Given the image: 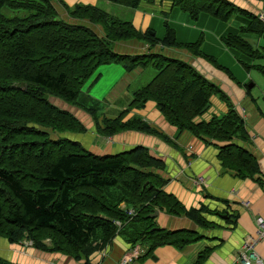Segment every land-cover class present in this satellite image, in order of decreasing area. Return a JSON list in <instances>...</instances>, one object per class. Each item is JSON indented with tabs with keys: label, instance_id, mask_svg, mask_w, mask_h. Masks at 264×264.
Segmentation results:
<instances>
[{
	"label": "trees",
	"instance_id": "16d2710c",
	"mask_svg": "<svg viewBox=\"0 0 264 264\" xmlns=\"http://www.w3.org/2000/svg\"><path fill=\"white\" fill-rule=\"evenodd\" d=\"M106 1L136 8L140 0ZM52 2L68 18L98 25L102 36L89 26L63 20ZM171 6L193 18L205 13L225 22L234 12L242 13L248 22L238 28L240 33L264 28L254 15L226 0H171ZM164 29L161 38L151 29L140 33L130 21L91 4L0 0V237L10 243L26 238L41 251L87 252L93 242L107 241L124 223L138 218L145 219L141 229L121 232L130 242L141 239L152 247L200 239L194 231L152 229L155 226L147 214L156 208L171 215L185 211L160 189L164 180L150 170L159 164L143 146L98 155L59 135L82 133L85 128L72 113L49 101V96L86 111L100 135L135 130L164 138L138 117L122 120L126 110L95 123V109L77 99L82 84L103 64H119L125 71L153 68L155 74L133 91L127 107L140 108L153 101L175 129L227 142L218 148L221 166L234 170L239 178L257 173L254 157L236 143L244 139L243 120L216 85L178 58L157 52L121 54L110 46L114 41L136 39L149 47H180L200 56L198 43L178 46L171 29ZM220 40L247 56L258 55L239 34L229 33ZM259 51L264 54V47ZM203 58L215 63L211 57ZM213 95L224 102L225 110L203 118ZM0 264L17 263L0 257Z\"/></svg>",
	"mask_w": 264,
	"mask_h": 264
},
{
	"label": "crops",
	"instance_id": "0c3cea01",
	"mask_svg": "<svg viewBox=\"0 0 264 264\" xmlns=\"http://www.w3.org/2000/svg\"><path fill=\"white\" fill-rule=\"evenodd\" d=\"M61 1L67 6L75 3L100 6L110 15L130 21L140 33L148 30L152 21L151 12L166 13L171 11L172 7L171 0H160L161 5L155 4V0H140L136 8L114 3L113 9L117 13H111L108 8L110 2L106 0ZM226 1L254 15L264 25V0ZM64 16L61 18H66L65 14ZM241 16L240 23L234 31L221 34L222 31L215 36L228 52L227 54L219 50L220 68L205 58L192 55L184 48L165 47L160 44L152 47L155 50L153 52L158 53L160 48H165L180 56L176 58L190 64L224 92L243 120L244 139L236 140V143L255 159L257 173L251 177L239 178L234 170L221 166L217 152L218 148L227 142L196 137L187 131H179L177 136L173 137L176 129L165 121L153 101H146L140 108L127 107L134 90L127 92L132 75L140 73L142 67L125 71L122 66L114 63L99 65L81 87V96L99 101L109 99L111 107L102 112L101 117L114 118L119 112L126 110L122 120L138 117L149 127L163 134L164 138L152 133L124 130L108 137L96 132L90 133L88 139L82 132L75 135L74 140L98 155L116 153L135 145L143 146L149 156L159 164L158 168L150 170L164 180L160 189L171 195L185 211V214L171 215L163 209L156 208L157 215L148 218L152 219L153 225L157 228L194 231L201 236L200 239L179 245L165 243L150 247L141 239L130 242L129 238L121 234V229L117 228L118 231L107 241L93 242L89 251L70 254L41 251L32 247L29 240L25 241L26 238L17 243H10L0 237V257L17 264H121V262L123 264H242L239 252L248 254L253 251L259 257L261 264H264V241H255L252 248H243L244 243L252 241L256 236L254 218L264 215V80H259L260 86L257 82V87L254 88L256 81L249 75V70L252 69L264 79V73L261 72L262 69L264 70V54L259 51L264 47V28H259L257 32L240 33L238 28L248 22L245 15L241 13ZM75 21V19L70 20V22ZM79 23L88 25L96 34L102 36L103 32L98 25L90 24L86 20ZM229 33L239 34L252 49L257 50L258 55L247 56L225 46L220 38ZM134 40L114 41L111 48L121 54H138L141 49L151 48L145 42ZM170 48L183 49L185 52ZM223 48L222 50H225ZM239 54L248 61L245 62L237 57ZM247 76L249 82L246 84ZM122 90L127 92L128 101L119 99L118 93ZM252 90L256 92L252 93ZM217 99L215 95L209 98V107L202 115L203 118L224 112V102ZM212 107L213 110L209 112ZM71 113L85 128L90 127L95 131L92 117L86 111L74 109ZM101 117L95 120L100 122ZM103 138L106 139L105 144ZM202 221L204 225L201 224ZM115 223L118 225V222ZM249 264L257 263L250 259Z\"/></svg>",
	"mask_w": 264,
	"mask_h": 264
},
{
	"label": "rangeland",
	"instance_id": "374dc122",
	"mask_svg": "<svg viewBox=\"0 0 264 264\" xmlns=\"http://www.w3.org/2000/svg\"><path fill=\"white\" fill-rule=\"evenodd\" d=\"M145 2H147V1H145ZM154 3L160 4V5L162 4L160 2V0H155ZM52 4L55 7L58 15L60 17L64 16L65 12H64L63 8L57 2H52ZM113 6H114V3L112 4L110 2L108 4L109 11L111 13H117L113 9ZM98 7H100V6H98ZM102 9L104 10V8H102ZM151 13H152V16H151L152 21H151L148 29H151V31H153L155 37L161 38L164 35V31H165L164 27L167 26L171 29L174 42L178 46H180L183 43H192V42L196 43V44L198 43L199 46L197 47V49L200 52V56L202 58H203V56H208V57L212 56V59L214 60L215 64H218V65H219L218 59L221 57V53L219 52V50L224 52V53H227V54H228V52L226 51V48H223L220 45V43L217 41V38L215 36L218 35L219 33H221L222 31L223 32L221 34L229 32V31H234L237 28V25L240 23L239 20L242 18V16L237 12H234L232 14V16H230V18L227 20L226 23L219 21V20H216V19L210 17L209 15H207L205 13H199V15L196 18H193L190 16V14L188 12L180 10L177 6H172L171 11H167L166 13H159L157 11H154ZM62 19L65 21H68V22H70V20H72L71 18H68L67 16H66V18H62ZM81 21H84V20H81ZM72 23H79V21L76 20L75 22H72ZM81 24H83V23H81ZM86 26H88V25H86ZM132 41H135V40L132 39ZM136 41L141 42V43L144 42V41H138V40H136ZM112 44H113V42L110 44V46H112ZM154 47H151L147 50L141 49L139 51V53H141V52H145V53L146 52H153V51H155ZM116 48H117V46H116ZM222 48L225 50H222ZM170 49L179 50L180 52H185L183 49H176V48H170ZM229 49H227V50L230 52V50H232V49H230V50ZM158 53H161V54L168 56V57H175V58L180 57L178 55L173 54L171 51L166 50L165 48H163V49L160 48L158 50ZM209 53H213L214 55L209 54ZM237 57L243 59L244 61L245 60L248 61V59L246 57L242 56L241 54H239ZM140 70H141L140 73L132 75V80L129 83V87L127 89V92L130 93L131 90H133V89L135 90V89L141 87L142 85L146 84L155 74V70L153 68H151L150 66L142 68ZM249 75L252 79H254V81H256V84H254V88L257 87L256 85H257V82L259 83V80H264L258 73H256V71H253L252 69L249 70ZM89 77L85 80V82L89 79ZM85 82L82 84L81 87H83ZM248 82H249V76H247L246 80H245L246 84ZM258 85L260 86V83ZM127 92L122 90L120 93H118L119 99L120 100L123 99L124 101H128V94H126ZM255 92H256V90H252V93H255ZM48 98H49V101L53 102L56 106L65 107L67 109V111H69L70 113L74 109H78V110L82 111V109H80L79 107L72 105V104H68L67 102L60 100L59 98H57L55 96H49V97H47V99ZM77 101H79L84 106L93 107L95 109L94 115L97 119L102 116V112L109 110L111 107V104H110V101L108 98H106V100L99 101V100L88 98L86 96H79ZM213 107H214V105H213ZM213 107L210 108L209 112H211L213 110ZM96 122H98V121L96 120L95 123ZM85 129L86 130L83 132V136H87V137H85L86 139L89 138L90 133H95V132L97 133L96 129H95V131L90 129V127L88 129L87 128H85ZM77 134H80V133L65 132V133H61L59 135L61 137H64V138H69V139L74 140V139H76L75 135H77ZM101 136H103V135H101ZM106 137H108V136H106ZM98 139L99 138H97V140ZM101 139H102V137H101ZM97 140L95 139V141H97ZM105 143H106V139L103 138V144H105ZM82 147L84 149L90 151L89 148H87V146H82ZM141 220H145V219H138L137 218V219H134L132 221L126 222L121 226L120 229H121V231L123 230V231H127V232L132 231L134 228L141 229L144 225L141 222ZM24 240L28 241L27 239H24ZM43 242L46 245H49V241L47 239H43Z\"/></svg>",
	"mask_w": 264,
	"mask_h": 264
},
{
	"label": "built area",
	"instance_id": "2783aa9c",
	"mask_svg": "<svg viewBox=\"0 0 264 264\" xmlns=\"http://www.w3.org/2000/svg\"><path fill=\"white\" fill-rule=\"evenodd\" d=\"M254 223L256 225V236L255 238H252V241L244 243L243 248H252V244L255 241H264V215L256 216L254 218ZM239 255L242 264H249L250 259H252L257 264H261L259 257L256 256L253 251H250L248 254H245L243 251H240ZM121 264H123V262H121Z\"/></svg>",
	"mask_w": 264,
	"mask_h": 264
},
{
	"label": "water",
	"instance_id": "95a60500",
	"mask_svg": "<svg viewBox=\"0 0 264 264\" xmlns=\"http://www.w3.org/2000/svg\"><path fill=\"white\" fill-rule=\"evenodd\" d=\"M150 34L152 35L153 33L150 32ZM249 86H250V84H249ZM207 106H208V104H205L204 107L202 108V110H204ZM59 108L67 110L65 107H59ZM178 133H179V129H176L174 134H173V137H176ZM147 188H150V185H148ZM156 215H157V211L156 210H154L153 212L147 214L148 217H155ZM152 229H157V227H154Z\"/></svg>",
	"mask_w": 264,
	"mask_h": 264
}]
</instances>
